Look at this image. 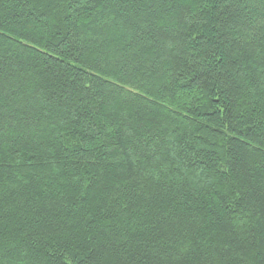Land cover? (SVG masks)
Returning <instances> with one entry per match:
<instances>
[{
	"label": "trees",
	"instance_id": "16d2710c",
	"mask_svg": "<svg viewBox=\"0 0 264 264\" xmlns=\"http://www.w3.org/2000/svg\"><path fill=\"white\" fill-rule=\"evenodd\" d=\"M0 264H264V0H0Z\"/></svg>",
	"mask_w": 264,
	"mask_h": 264
}]
</instances>
